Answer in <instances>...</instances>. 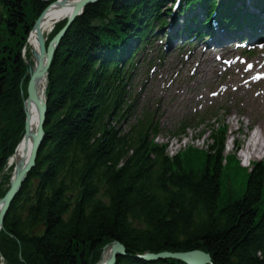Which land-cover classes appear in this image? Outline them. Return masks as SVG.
I'll list each match as a JSON object with an SVG mask.
<instances>
[{
    "label": "trees",
    "instance_id": "trees-1",
    "mask_svg": "<svg viewBox=\"0 0 264 264\" xmlns=\"http://www.w3.org/2000/svg\"><path fill=\"white\" fill-rule=\"evenodd\" d=\"M152 2L98 0L61 38L48 69L44 138L0 233L8 264H89L111 240L127 252L116 264H177L135 254L188 249L209 253L214 264H264L262 163L234 179L235 191L220 164L222 134L207 154L189 149L168 158L144 128L132 137L111 123L116 95L107 64L124 54L119 39L138 25L140 3ZM0 4L9 40L0 52L4 160L22 131L19 50L42 5Z\"/></svg>",
    "mask_w": 264,
    "mask_h": 264
},
{
    "label": "rangeland",
    "instance_id": "rangeland-1",
    "mask_svg": "<svg viewBox=\"0 0 264 264\" xmlns=\"http://www.w3.org/2000/svg\"><path fill=\"white\" fill-rule=\"evenodd\" d=\"M162 51H159V57L162 59ZM170 58L172 59H181L179 55L175 53L173 50L170 55ZM176 61V60H175ZM150 74L151 70L147 73L141 74V80L146 74ZM138 78V77H137ZM136 78V80H137ZM218 78V76H217ZM217 81L219 83L228 82L229 83V89H227L226 92H223L222 95H219V97H215L214 99L207 97L204 99L196 100L194 102H191L190 104H187L185 106L182 102V94L179 95V104H175L173 98H171L169 95H166L163 100V104H161V109H163V115L158 114L157 104H133V101L130 109L126 110L125 118L126 120H133L134 118H137L139 115H141L143 112H149L152 116V119L154 118H160V124L157 125L158 127L162 128L161 130V136L166 139H155V142H158V144L169 143L170 139L177 138L176 136H171L170 133H168V130L174 126L185 114L190 112L193 107H197L198 109H202V112H204L205 108L208 106H215V110L218 108H222L223 106L229 107L230 111L229 114L232 115L233 112L240 113V130L239 132H236L234 121L230 119H225L224 122L225 125L228 126V133L226 136L225 141V152L231 151V143L236 144L238 148V152H236L237 158H243L245 157V154L249 153V149L251 148L253 153H259L260 156L256 155L253 160H263L264 161V149L260 150V147L262 146L261 139L256 140V137L252 135V132H247L246 121L252 123L255 125V122L258 120L261 121L264 117V107H262V104H264V91L261 92L260 90H257L258 85H254V87H248L247 89L243 86H239V82L236 78H233L231 75L227 76L225 78L222 77V79ZM175 85H178L176 83H173L171 87L167 89L168 92L171 94H176L180 91L175 90L173 87ZM261 87H264V83L259 84ZM237 86V89L233 90ZM23 87H25V83H23ZM232 87V88H231ZM256 90V91H255ZM222 93V92H221ZM136 94V88H133L132 96ZM166 94V93H164ZM144 99H150L147 97V95H144ZM211 103V104H210ZM262 107V108H261ZM187 109V110H186ZM186 111V112H185ZM165 112V113H164ZM173 112L172 115L167 116V113ZM243 113L247 116V118L243 115ZM203 121L207 120V117L210 113H201ZM217 118H220L217 116ZM212 122V121H211ZM206 129L205 125L202 126L200 124V127L195 128H188L186 129V134H184V137L181 136L175 143H169L166 145V150L168 153L175 151V148H178L180 145H186L187 143L195 146L200 145V141H204V136L199 137L198 141H194L191 139V137H194L195 135L198 136L199 131L203 132ZM206 133V132H205ZM196 136V137H197ZM264 137V134L262 135ZM183 137V138H182ZM252 161V160H251ZM242 165V164H241ZM251 165V164H250ZM248 165V166H250ZM244 166V165H243Z\"/></svg>",
    "mask_w": 264,
    "mask_h": 264
},
{
    "label": "bare ground",
    "instance_id": "bare-ground-1",
    "mask_svg": "<svg viewBox=\"0 0 264 264\" xmlns=\"http://www.w3.org/2000/svg\"><path fill=\"white\" fill-rule=\"evenodd\" d=\"M78 0H60L57 5L51 6L48 10L44 13L43 17L40 21V32L41 35L44 36L47 33L52 31L53 26L55 23L61 19H64L65 16L70 15L71 8L77 3ZM45 37V36H44ZM28 45L30 46V50L32 52V66L36 63L37 54H38V39L35 32H31L28 37ZM211 42L198 44L194 47V49L188 53L187 56L184 57V60L180 63H173L169 67V73L174 72L178 74L181 78L186 74V72H190V78H196V81H199L197 77H207L212 75V73H216L222 66L226 65L224 62V57L221 56L220 52L222 49L226 47L224 44L217 45L215 48L216 53L213 55L208 56L206 54L209 50H214L210 48ZM239 77L240 83L244 85L248 80V71L244 67L243 64H240L239 73L237 74ZM191 84V81L189 82ZM204 83V81H202ZM44 87V79L39 80L37 82V94L39 97H42V91ZM193 85H191V88ZM199 88V87H197ZM152 91L151 94H153ZM198 97L202 94L197 91ZM264 107V104H262ZM162 111V109H161ZM163 112V111H162ZM25 113L29 117V127H30V135L33 134V131L36 127L37 123V110L34 106L26 105L25 106ZM255 134L257 138L263 140L264 137V117L259 122L256 123ZM30 140H23L20 145L18 146L16 153L14 155V162H15V170H19L27 161V157L29 154L30 148ZM264 149V144L260 147V150ZM251 152V148L249 149ZM254 152V150L252 151ZM259 154V153H258ZM107 250V249H106ZM106 250L103 252L101 259H105L108 255ZM199 257V256H198Z\"/></svg>",
    "mask_w": 264,
    "mask_h": 264
},
{
    "label": "water",
    "instance_id": "water-1",
    "mask_svg": "<svg viewBox=\"0 0 264 264\" xmlns=\"http://www.w3.org/2000/svg\"><path fill=\"white\" fill-rule=\"evenodd\" d=\"M92 1L93 0H80V2H78L75 5L70 17L68 18L67 25L65 26L64 29H62L54 37L48 50L45 49L44 47V41L41 38V35H40L41 32L39 29L40 28L39 23H40V20L44 12L39 16V18L37 19L35 23L34 27L36 28L37 33L39 35L40 54L38 56V63L36 65V68L34 72L32 73L30 81H29L27 102L33 103L34 106L37 108V111H38L37 127H36L35 133L31 135L32 147L30 151V156L28 157L25 165H23L19 170L16 171L15 177L11 181L9 191L7 192L5 197L0 201V228L2 227L3 220L5 217L6 211L8 209L9 203L11 202L12 198L18 191L20 183L26 176L27 172L33 167L35 163L36 154H37L38 148L43 138V125H44V120H45V115H46V102L37 97L36 82L38 78H40V76L46 73V69L48 68L50 64L51 58L53 54L55 53V50L58 46V43L61 37L64 35L69 25L73 22L77 13L81 10V8L84 5ZM24 132H25V137L27 138L30 135L29 134V118L27 117V115L25 119ZM124 251H125L124 246L122 244L117 243V242L114 243L109 257L102 264H113L117 256L124 255ZM164 257H174V258L183 259L186 261L188 260L192 264H210L209 256L207 254H204L198 251L181 252V253H169V252L150 253V252H147L141 256L143 260H150V259L164 258Z\"/></svg>",
    "mask_w": 264,
    "mask_h": 264
}]
</instances>
